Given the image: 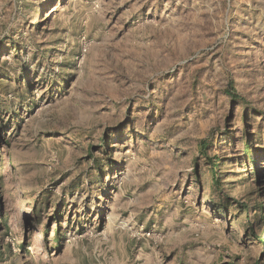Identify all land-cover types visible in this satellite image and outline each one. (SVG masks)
<instances>
[{
	"label": "rangeland",
	"instance_id": "1",
	"mask_svg": "<svg viewBox=\"0 0 264 264\" xmlns=\"http://www.w3.org/2000/svg\"><path fill=\"white\" fill-rule=\"evenodd\" d=\"M262 221L264 0H0V264H264Z\"/></svg>",
	"mask_w": 264,
	"mask_h": 264
},
{
	"label": "trees",
	"instance_id": "2",
	"mask_svg": "<svg viewBox=\"0 0 264 264\" xmlns=\"http://www.w3.org/2000/svg\"><path fill=\"white\" fill-rule=\"evenodd\" d=\"M228 94L231 95L232 97H235L237 98L238 96L235 95V93H233V91L231 89H228ZM245 148H246V153H247V156L249 158V161L252 163V166H253V169L255 171H258L259 172V164H260V160L259 159H256V157L254 156L253 154V150H252V143L247 141L245 143ZM221 160V159H220ZM219 161L216 160L214 163H212V171L215 173L216 172V169L219 168ZM221 174L220 171H217V175ZM217 175H215L214 177V180H215V186L216 187H219L220 184H221V179H219V177H217ZM243 207H247L246 204L243 205ZM264 222V221H262ZM262 239V242L264 243V237H261Z\"/></svg>",
	"mask_w": 264,
	"mask_h": 264
}]
</instances>
